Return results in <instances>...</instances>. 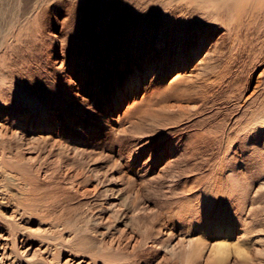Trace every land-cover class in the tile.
I'll list each match as a JSON object with an SVG mask.
<instances>
[{"label":"rangeland","instance_id":"1","mask_svg":"<svg viewBox=\"0 0 264 264\" xmlns=\"http://www.w3.org/2000/svg\"><path fill=\"white\" fill-rule=\"evenodd\" d=\"M199 9L0 0V124L25 133L0 130L7 254L264 264V9L230 36Z\"/></svg>","mask_w":264,"mask_h":264},{"label":"bare ground","instance_id":"2","mask_svg":"<svg viewBox=\"0 0 264 264\" xmlns=\"http://www.w3.org/2000/svg\"><path fill=\"white\" fill-rule=\"evenodd\" d=\"M193 1L195 2L196 7L200 8L199 10L205 11V12H202L203 14L209 15V16H211V15H219L220 16L222 14L221 22L232 23V26H234V27L233 28L231 27V30L227 29L224 32V34H226L228 36L232 35L233 33L237 34V35L240 33L239 31L242 27V24H240L238 22L241 21L242 13H243L244 9L249 8V10L252 12L255 10L264 9V0H193ZM37 9H38V7H37ZM224 12H225V14H224ZM181 13H183V12L180 11L179 14H181ZM181 16H182V14H181ZM245 25L247 27L251 26L249 24V21L245 22ZM195 30H196V31H194L195 34L200 39L202 36L201 32H199L200 30H198V28H196ZM230 31H232L233 33ZM256 31L257 32L259 31V27H257ZM151 63H152V60L150 63H146L144 66L149 67L151 65ZM135 80H137V79H135ZM139 83H140L139 80H137L136 83L131 82L129 84L130 88H132L133 86L136 85L134 88L137 89L139 87ZM6 122H1L2 124H0V130H3L4 132H8L11 135L16 136L22 140L23 135H25L24 129L22 130V125H21L22 123H20V122L19 123H14V122L10 123V125L15 126V128H11V127L6 126ZM0 200H2L1 196H0ZM13 238L14 239L11 240V244H10V247L12 248V250L9 254L6 253L7 252L6 247L8 244L7 243L6 244H0V264H17L20 260H24L27 264H29L32 261V257L35 256V253H34L32 255V257H30L32 247L29 246L28 248H26L24 240L23 241H19V239L16 240L17 239L16 236H14ZM0 240H5L3 234H0ZM38 252H40V254H42V253L47 254L50 257V262L52 264H62L61 260H60L61 257L58 255L52 254L47 248H44L43 250H42V248H39L36 250V253H38ZM63 264H72V263L70 262L69 259H67L65 262H63Z\"/></svg>","mask_w":264,"mask_h":264}]
</instances>
